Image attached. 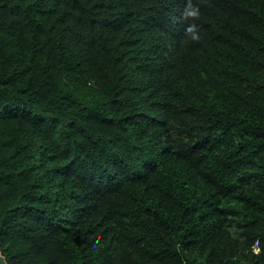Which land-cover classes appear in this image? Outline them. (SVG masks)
<instances>
[{
  "label": "trees",
  "instance_id": "1",
  "mask_svg": "<svg viewBox=\"0 0 264 264\" xmlns=\"http://www.w3.org/2000/svg\"><path fill=\"white\" fill-rule=\"evenodd\" d=\"M7 264H264V0H0Z\"/></svg>",
  "mask_w": 264,
  "mask_h": 264
},
{
  "label": "water",
  "instance_id": "2",
  "mask_svg": "<svg viewBox=\"0 0 264 264\" xmlns=\"http://www.w3.org/2000/svg\"><path fill=\"white\" fill-rule=\"evenodd\" d=\"M0 264H7L5 258L0 254Z\"/></svg>",
  "mask_w": 264,
  "mask_h": 264
}]
</instances>
